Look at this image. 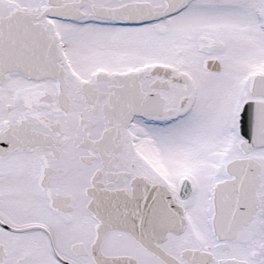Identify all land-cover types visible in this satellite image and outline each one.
Returning <instances> with one entry per match:
<instances>
[{
  "label": "snow or ice",
  "instance_id": "1",
  "mask_svg": "<svg viewBox=\"0 0 264 264\" xmlns=\"http://www.w3.org/2000/svg\"><path fill=\"white\" fill-rule=\"evenodd\" d=\"M0 264H264V0H0Z\"/></svg>",
  "mask_w": 264,
  "mask_h": 264
}]
</instances>
